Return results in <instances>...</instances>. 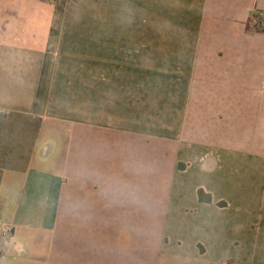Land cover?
<instances>
[{"label":"crops","instance_id":"obj_1","mask_svg":"<svg viewBox=\"0 0 264 264\" xmlns=\"http://www.w3.org/2000/svg\"><path fill=\"white\" fill-rule=\"evenodd\" d=\"M107 2L182 40L178 66L85 83L48 53L63 3L0 0V264H148L149 216L164 255L264 264V0Z\"/></svg>","mask_w":264,"mask_h":264},{"label":"rangeland","instance_id":"obj_2","mask_svg":"<svg viewBox=\"0 0 264 264\" xmlns=\"http://www.w3.org/2000/svg\"><path fill=\"white\" fill-rule=\"evenodd\" d=\"M52 1H59L61 4H64L61 7H57V14H67V21H63L65 17L59 18L48 27L49 31H53L50 45L48 43V53H50V56H54L57 52L60 54V59L63 62L66 61L65 59L69 60L67 63L70 66H74V62L77 61V66L84 67L85 83L91 79V73H87V68L99 69V76L102 81L107 80L111 76L110 74H113L114 69L116 70L114 74H119L115 79H119L121 74H123V66H130L132 68L131 75L133 78L138 77L134 76L138 75L134 73V70L138 71L140 67L147 68L149 76H154L155 72L151 71L156 69L155 66H178V51L182 48V40L169 38L166 32L163 33L164 38H156L155 24H148L147 37L144 38L140 37V23H125L120 21L123 17L119 16L120 14L117 11V14L113 12L114 17H112L115 21L108 22V15L111 13L108 11L107 0H75L74 3H71L70 0H41L45 5ZM34 9L36 17H38V14H41V16L49 14V10L45 6L37 5ZM169 11L171 12L170 9ZM78 15L81 17L80 20L74 19L73 16L77 17ZM142 28H145L143 24ZM36 44H39L38 39L36 40ZM108 69L112 71L108 72ZM155 88L154 83H149L147 92L153 107L150 103L149 105H145V108L148 110L146 115L149 118L148 121L151 123L154 121L150 120V118L155 117V115L151 112L149 113V111L154 108ZM102 90L101 96H108L102 93ZM90 91L91 89H89ZM117 106H120V104H117ZM67 127L70 128L71 125L68 124ZM64 129H66L65 126L60 127L53 124L46 127V132H56L57 137L55 136V138L59 139V143L64 147L66 145L63 138ZM56 161H59V157H57ZM148 189L149 195L153 196L155 194V186L149 184ZM147 219L149 245L151 242L153 245V247L149 248L148 264H209L208 262L196 259L189 260L188 257L164 255L165 253H162L158 249L159 241L161 240L160 228L163 217L149 216Z\"/></svg>","mask_w":264,"mask_h":264},{"label":"built area","instance_id":"obj_3","mask_svg":"<svg viewBox=\"0 0 264 264\" xmlns=\"http://www.w3.org/2000/svg\"><path fill=\"white\" fill-rule=\"evenodd\" d=\"M261 18H262V20L264 21V13H261L260 15H259ZM264 25V24H263ZM3 234H4V237L5 238H7V239H9V242L7 243V250L9 251L10 250V241L12 242L13 240H11V239H13V230L9 227V226H4L3 227Z\"/></svg>","mask_w":264,"mask_h":264},{"label":"trees","instance_id":"obj_4","mask_svg":"<svg viewBox=\"0 0 264 264\" xmlns=\"http://www.w3.org/2000/svg\"><path fill=\"white\" fill-rule=\"evenodd\" d=\"M199 196H200L201 201L203 202H207V203L212 202L211 196L206 195L204 191H200Z\"/></svg>","mask_w":264,"mask_h":264}]
</instances>
